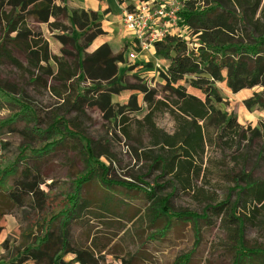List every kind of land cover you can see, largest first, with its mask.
<instances>
[{
	"label": "trees",
	"instance_id": "trees-1",
	"mask_svg": "<svg viewBox=\"0 0 264 264\" xmlns=\"http://www.w3.org/2000/svg\"><path fill=\"white\" fill-rule=\"evenodd\" d=\"M181 4L178 23L197 30L201 47L191 51L185 42L171 36L156 42V55L169 62L166 74L162 75L165 81L163 96L159 98L155 89L137 87L136 90L143 94L146 114L142 119L130 116L141 110L134 96L129 101V117L121 115L119 122L126 136L129 126V139L131 128L135 125L148 135L149 146L156 152L144 154L151 161V168L160 172V178L169 177L176 187L185 192L195 190L196 180L207 170L204 160L209 146L233 150L235 156L232 155V161L237 162L240 169L232 168L224 176L238 191L236 204L241 203L245 209L251 208L255 216L259 208L264 207V179L254 175V168L264 162V120L255 128L240 125L234 113L221 109L227 102L223 100L215 82L226 80L227 87L233 93L261 88V92L247 100L246 105L264 110V0H182ZM31 21L47 26L53 38L63 46L65 56L73 57L66 46L74 48L77 51L76 60L71 63L53 54L44 35L31 29ZM96 21V13L69 10L56 0H0V61L24 70L36 78L35 82L42 81L41 77L36 76L38 73L62 84L71 93L64 95L54 86L51 87L52 92L80 114L84 113L83 104L88 101L108 118H115L111 96L124 90L117 84L118 65L124 60V55L114 54L107 44L91 54L84 53L103 34L101 29L92 28ZM19 56L24 59L25 65ZM88 81L92 87L84 89L82 83ZM188 88L199 92L201 98L189 94ZM0 99L18 109V113L11 115L0 129L17 121L34 126L39 124V117L30 104L1 86ZM160 115L171 118L174 122L173 132L168 133L157 125L156 118ZM42 137L50 142L39 150L23 148L19 159H27L30 152L36 154L35 157H45L73 137L84 149L90 169L74 181V191L68 194L64 207L58 213L55 214L49 203L45 205L39 202L43 211L41 219L30 223L23 232L22 236L27 240L14 251L12 256L16 262L13 264H23L28 260L35 264H113L106 263L102 256L108 245H98L95 237H86V246L71 242L70 224L73 220L81 219L92 207L99 210V215L93 214L99 219L111 214L119 222L150 223L149 228H155L148 235L151 241L163 240L175 222L192 224L194 246L173 264H195V254L203 241L200 223L211 226L210 215L221 220L223 217V222L227 223V236L233 243L236 241L232 264H259L258 258L264 259V249L250 247L244 241L245 222L236 216L234 206L226 208L230 204L229 198L217 206L208 205L201 214L189 210L174 213L170 208L172 195H158L157 186L149 191L142 189L151 202L143 216L136 207H129L133 210L129 218L117 215L116 211L125 201L117 199L109 188L99 198H82L84 187L94 179L96 167L92 164L103 168L104 174L108 172L109 169L97 158L104 156L112 162L110 151L106 147L97 148L75 120H66L57 114L47 130L42 132ZM242 148L244 152H241ZM252 161L254 167L248 171L247 165ZM16 165L0 170V218L23 203L15 187L8 185L10 178L16 174ZM101 181L107 187L115 185L104 177H101ZM116 184L132 191L141 190L131 183ZM28 191L32 193L33 189ZM45 206L50 211L45 210ZM57 221H60L58 235L53 230ZM120 229L123 233L129 231L128 227L122 226ZM144 247L142 243L137 250L129 252L121 247L122 255L117 259L119 264L147 262L150 255ZM68 257L71 259L67 261Z\"/></svg>",
	"mask_w": 264,
	"mask_h": 264
},
{
	"label": "rangeland",
	"instance_id": "rangeland-1",
	"mask_svg": "<svg viewBox=\"0 0 264 264\" xmlns=\"http://www.w3.org/2000/svg\"><path fill=\"white\" fill-rule=\"evenodd\" d=\"M94 25H92L93 29H95ZM30 27L44 35L53 54L71 63L76 60L77 51L66 46V49L73 53V57L65 56L62 52L63 46L53 38L46 25L31 21ZM196 31L195 28L182 27L178 23L176 27L168 28V36L180 39L186 43L189 50L197 51L201 47V41ZM129 43L132 44L131 41ZM130 44L121 52L124 55V60L121 62L123 66H118L117 84L124 87V90L111 96L116 112L115 118H108L88 101L84 102V113L80 114L52 92L51 87L54 86L64 95L71 93L66 91L62 84L55 83L49 77L38 73L36 76L41 77L42 81L35 82L36 78L24 70L6 61H0V86L11 91L18 99L30 104L40 121L36 126L17 121L13 125L0 129V170L17 164L16 174L10 178L8 185L15 187L23 201L0 218V264L16 262L12 255L27 240L23 238V232L29 228L30 223L41 219L43 211L39 207V202H44L45 205L49 203V207L53 208L55 214L58 213L64 207L68 194L73 193L74 181L90 169V164L85 160L84 149L73 137H69L64 144L45 157L38 158L35 157L36 154L30 152V157L27 159H19L23 148H29L30 151L39 150L42 145L50 142L42 137V132L51 125L55 114L66 120H75L82 132L97 145V148L106 147L112 154V162L104 156L97 158L99 163L109 169L106 174L103 168H99L95 163L92 164L96 167L93 172L94 179L84 187L82 198H99L103 191L109 188L117 199L125 201L116 213L125 215L127 218L129 214H133V210L129 207L141 210L143 216L151 202L142 189L149 191L150 188L155 189L157 186L162 187L156 188L158 195L163 197L172 195L170 208L174 213L189 210L201 214L208 205L217 206L229 198L230 204L226 208L234 206L236 216L245 222L244 241L250 247L264 249V207H260L254 216L251 208L245 209L241 203L236 204L238 191L224 176L232 168L240 169V165L232 161L233 150L209 146L204 160L207 170L196 180L195 190L185 192L176 187L177 185L169 177L160 178V172L151 168V161L147 160L144 154L156 152L149 146V137L146 133L141 132L136 125L131 128L130 139L129 126L128 136L123 133V126L119 120L121 115L129 117V101L132 97L137 98L141 110L130 116L142 119L147 112L143 103V94L136 88L144 86L149 90L155 89L158 97H162L165 81L161 69L163 65H169V62L162 57H159L161 60H153V62H139L141 59L138 58L137 63H128L125 54L127 55L130 51L127 50L130 49ZM91 46L84 50V53H93ZM146 51L150 49L141 52ZM137 52L140 50L137 49ZM18 58L25 65L24 59L20 56ZM215 85L223 100L227 102V105H222L221 109L234 113L240 125L255 128L264 120V110L248 108L246 105V101L261 92V88L255 87L233 93L227 87L226 80L215 82ZM82 87L91 88L92 84L89 81L84 82ZM188 92L201 96L192 88H188ZM14 113H18L17 107L0 99V126ZM156 123L168 133L174 130V122L168 115L158 116ZM241 150L244 152L245 149ZM253 167L252 161L247 165L248 171H251ZM254 175L258 179H264V162L254 168ZM101 177L115 185L104 186ZM116 183H131L141 190L132 191ZM31 188L32 193L28 191ZM49 207L45 206V210L50 211ZM98 211L96 207H92L83 214L81 219L73 220L70 224V238L72 244L77 246L82 244L86 246L88 240L86 241L85 238L90 236L95 237L100 246L107 244V249L102 254L106 263L119 264L117 259L122 255L121 247L127 248L128 252L135 251L144 243V249L150 255L144 264H173L179 256L191 251L194 246V232L190 223L175 222L163 240L151 241L148 235L153 233L155 228L150 229L148 226L150 223L119 222L113 219L114 216L111 214H105L104 218L99 219L93 216V214L99 215ZM210 218L213 223L211 226H207L204 222L200 223L203 241L195 254V264H232L236 241L233 243V240L227 236V223L223 222V217L221 220L210 215ZM122 226L128 227L129 231L123 233L120 229ZM53 230L56 235L60 233V221L55 223ZM258 259L259 264H264L262 257ZM28 261L27 264H35L31 260Z\"/></svg>",
	"mask_w": 264,
	"mask_h": 264
},
{
	"label": "built area",
	"instance_id": "built-area-1",
	"mask_svg": "<svg viewBox=\"0 0 264 264\" xmlns=\"http://www.w3.org/2000/svg\"><path fill=\"white\" fill-rule=\"evenodd\" d=\"M181 1L138 0L135 5L123 8L122 22L132 42L130 49H127L130 50L127 54L128 63H137L141 51L154 49L156 42L168 36V28L177 26ZM167 68L168 65H163V74H166Z\"/></svg>",
	"mask_w": 264,
	"mask_h": 264
},
{
	"label": "crops",
	"instance_id": "crops-1",
	"mask_svg": "<svg viewBox=\"0 0 264 264\" xmlns=\"http://www.w3.org/2000/svg\"><path fill=\"white\" fill-rule=\"evenodd\" d=\"M138 0H56L59 5L66 6L69 10H84L97 14V21L93 24L95 29H101L103 34L91 44L93 52L104 44L110 46L114 54L121 53L131 41V37L122 22L123 8L135 5ZM127 55L125 54V59ZM139 62L147 63L161 60L154 49L139 53ZM118 66H123L120 63ZM190 94V93H189ZM193 95V94H191ZM200 97L199 95H194ZM239 123V122H238ZM71 258H67V261ZM26 261L23 264H27Z\"/></svg>",
	"mask_w": 264,
	"mask_h": 264
}]
</instances>
